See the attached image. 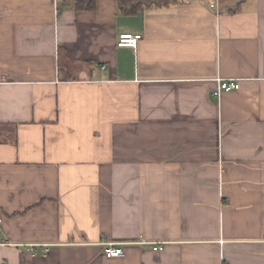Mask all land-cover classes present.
<instances>
[{"label": "crops", "instance_id": "0c3cea01", "mask_svg": "<svg viewBox=\"0 0 264 264\" xmlns=\"http://www.w3.org/2000/svg\"><path fill=\"white\" fill-rule=\"evenodd\" d=\"M75 1L0 0V264H264V0Z\"/></svg>", "mask_w": 264, "mask_h": 264}, {"label": "built area", "instance_id": "2783aa9c", "mask_svg": "<svg viewBox=\"0 0 264 264\" xmlns=\"http://www.w3.org/2000/svg\"><path fill=\"white\" fill-rule=\"evenodd\" d=\"M141 38L142 34L140 33L123 32L119 35L117 44L119 46L136 48ZM217 83L218 86L213 91L215 96H220L223 92L234 91L240 88V80L235 78H217ZM163 248V243H155L153 245L154 250H162ZM104 253L107 257H123L126 255V251L123 247H117L111 242L105 243Z\"/></svg>", "mask_w": 264, "mask_h": 264}, {"label": "trees", "instance_id": "16d2710c", "mask_svg": "<svg viewBox=\"0 0 264 264\" xmlns=\"http://www.w3.org/2000/svg\"><path fill=\"white\" fill-rule=\"evenodd\" d=\"M172 0H117L119 9L125 14H134L147 7H161L168 5ZM75 8L78 10H92L96 0H76Z\"/></svg>", "mask_w": 264, "mask_h": 264}]
</instances>
